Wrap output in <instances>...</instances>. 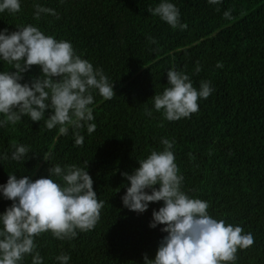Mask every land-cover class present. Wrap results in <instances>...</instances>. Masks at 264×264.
Listing matches in <instances>:
<instances>
[{"label":"trees","instance_id":"obj_1","mask_svg":"<svg viewBox=\"0 0 264 264\" xmlns=\"http://www.w3.org/2000/svg\"><path fill=\"white\" fill-rule=\"evenodd\" d=\"M162 2L20 0L18 13L0 12V33L32 25L46 36L70 42L77 55L103 70L116 93L106 101L97 89L91 90L94 120L88 123L96 125L91 134L86 124L79 129L68 125L67 134L59 132V125L47 129L44 120L51 109L42 121L25 116L15 125L0 126V185L10 174L35 181L48 178L49 167L66 171L75 165L88 171L103 201L93 230L77 229L75 238L65 240L50 231L35 237L43 264H61L56 258L62 254L70 257L68 264H145V254L155 259L167 233L161 231L164 225L152 228L150 223L164 202L150 203L143 213L129 210L122 197L130 181L123 173L133 174L139 160L163 151V139L173 142L181 190L207 202L212 218L252 234L254 244L238 249L234 264H264V0H222L217 5L166 0L179 9L184 29L148 12ZM37 4L56 15L41 13L37 20ZM172 69L188 75L197 90L201 82L213 89L207 99L198 100L196 113L177 121L165 119L153 99L170 87L167 72ZM6 71L15 69L0 60V72ZM22 75L20 82L30 84L42 70L33 66ZM77 132L84 138L82 145L75 143ZM13 143L29 149L24 160L11 159ZM51 178L63 185L61 178ZM12 203L0 191V214ZM33 255L21 264H32Z\"/></svg>","mask_w":264,"mask_h":264},{"label":"clouds","instance_id":"obj_2","mask_svg":"<svg viewBox=\"0 0 264 264\" xmlns=\"http://www.w3.org/2000/svg\"><path fill=\"white\" fill-rule=\"evenodd\" d=\"M208 2L217 5L222 0ZM35 7L37 20L41 13L56 15L53 9L38 4ZM4 10L18 13L20 0H2L0 12ZM148 12L174 29L187 27L180 23L179 9L166 0L154 9L149 7ZM224 16L230 18V12H225ZM17 28L18 31L10 34L7 29L0 33V60L15 69L0 72V114L4 116L0 126L15 125L25 116L39 122L51 109L52 114L44 120L47 129L59 125V132L67 134L68 125L79 129L86 124L88 133L94 132L96 125L88 123L94 120L89 107L94 102L91 90L97 89L106 101L111 100L116 95L114 84L109 83L102 69H94L88 60L77 55L70 42L46 36L32 25ZM149 41L156 43L151 37ZM33 66H40L42 75L33 78L30 84L21 83L22 74ZM196 70L199 72V67ZM167 76L170 87L153 99L155 109L162 110L168 121L190 118L199 110L198 100L207 99L213 91L209 82H201L197 90L188 75L174 69L169 70ZM83 139L77 132L76 145H82ZM161 142L165 146L163 151H152L146 159L139 160L140 167L133 174L123 173L130 181L122 197L129 210L143 213L150 203L164 202L158 211H153L150 227L164 225L161 231L167 235L161 240L155 259L144 255L145 264H234L238 249H248L254 244L252 234H243L242 227L212 218L207 202L189 198L181 190L183 176L171 151L173 142L167 139ZM12 147L15 149L12 160L22 161L29 153L24 145L13 143ZM43 158L48 161L47 155ZM3 159L7 160L8 156L4 155ZM48 173V178L35 181L28 176L18 179L10 174L7 183L0 185L4 198L13 201L11 207L0 214L3 224L0 264H21L24 257L31 254H34L32 264H43L36 251L35 237L50 231L57 239H73L77 229L90 231L98 222L103 201L98 200L88 171L75 165L67 166L65 171L56 165L49 167ZM53 175L61 178L63 185L55 182ZM56 259L68 264L70 257L62 254Z\"/></svg>","mask_w":264,"mask_h":264}]
</instances>
